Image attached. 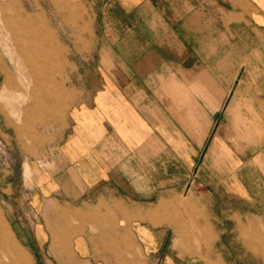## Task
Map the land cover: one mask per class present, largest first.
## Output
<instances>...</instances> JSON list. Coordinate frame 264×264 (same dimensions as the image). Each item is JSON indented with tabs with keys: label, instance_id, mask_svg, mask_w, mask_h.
I'll list each match as a JSON object with an SVG mask.
<instances>
[{
	"label": "crops",
	"instance_id": "0c3cea01",
	"mask_svg": "<svg viewBox=\"0 0 264 264\" xmlns=\"http://www.w3.org/2000/svg\"><path fill=\"white\" fill-rule=\"evenodd\" d=\"M93 2L94 54L68 127L27 167L28 216L42 221L18 216L22 189L4 166L0 207L46 264L110 258L95 244L116 235L92 229L117 220L148 264H190L165 253V197L193 180L222 211L264 212V0ZM7 238L24 250L0 211Z\"/></svg>",
	"mask_w": 264,
	"mask_h": 264
},
{
	"label": "rangeland",
	"instance_id": "374dc122",
	"mask_svg": "<svg viewBox=\"0 0 264 264\" xmlns=\"http://www.w3.org/2000/svg\"><path fill=\"white\" fill-rule=\"evenodd\" d=\"M97 8L93 0H0V168L13 172L22 189L17 214L27 224L42 221L28 216L26 194L34 178L27 167L42 160L68 127L75 93L91 69ZM192 183L163 200L169 263L264 264V212L222 211L219 198L190 191ZM69 222L76 223L74 218ZM92 230L116 235L96 242V253L110 257L97 260L99 264L149 263L118 220L115 228ZM8 240L0 243V264L47 263L43 253L30 252L17 239L22 250Z\"/></svg>",
	"mask_w": 264,
	"mask_h": 264
}]
</instances>
